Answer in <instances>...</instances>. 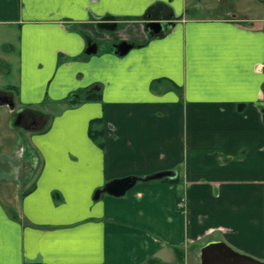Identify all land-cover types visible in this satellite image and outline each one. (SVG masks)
Here are the masks:
<instances>
[{"label":"crops","instance_id":"0c3cea01","mask_svg":"<svg viewBox=\"0 0 264 264\" xmlns=\"http://www.w3.org/2000/svg\"><path fill=\"white\" fill-rule=\"evenodd\" d=\"M254 1L248 13L253 0H0V87L22 108L56 109L28 139L32 187L20 195L29 176L1 177L0 264H186L183 250L215 240L264 263V1ZM153 8L168 31L147 30ZM113 23L136 25L124 56L96 43ZM90 90L100 98L83 100ZM130 177L123 195L102 191Z\"/></svg>","mask_w":264,"mask_h":264},{"label":"rangeland","instance_id":"374dc122","mask_svg":"<svg viewBox=\"0 0 264 264\" xmlns=\"http://www.w3.org/2000/svg\"><path fill=\"white\" fill-rule=\"evenodd\" d=\"M227 4L229 6L231 3L229 2ZM256 4L254 0L253 3H247L246 11L248 13L252 12ZM232 7L230 5V8ZM166 26L163 24V32L169 30L168 24ZM135 27L136 25L120 24L115 30L101 29L99 37L95 38L96 43L101 49L113 48L120 42L135 45L139 41L133 40L139 36L136 34L137 30ZM132 36L135 38H132ZM7 67L0 59V69H7ZM4 81L8 82V80ZM15 96L16 93L12 87H0V181H2L1 177L4 174L29 176V179L24 185L20 183V195H23L25 191H28L32 187L34 177L37 175L40 166L38 163L39 160L35 162V165L32 163V155L34 157V154L30 149L28 139L30 135L42 132L49 126L56 109L54 106L47 104H44V107L42 105L36 108L32 107L34 111L26 107L22 108L16 103ZM46 106L47 108H45ZM96 141L98 142L99 140ZM20 161L24 162L22 170H20L22 168ZM8 165H11V171H7ZM2 184L3 182H0V185ZM195 246H190L187 250L182 251V257L188 260L186 264H200V245Z\"/></svg>","mask_w":264,"mask_h":264},{"label":"water","instance_id":"95a60500","mask_svg":"<svg viewBox=\"0 0 264 264\" xmlns=\"http://www.w3.org/2000/svg\"><path fill=\"white\" fill-rule=\"evenodd\" d=\"M264 1V0H262ZM158 10L155 12L147 11L146 14L143 16L144 20L146 21L147 30L154 31L156 34L162 33L163 25L161 23L156 22ZM107 20H113L112 18H107ZM156 27V28H155ZM116 28L115 23L113 26H108V29L114 30ZM88 49L87 53H94L96 47L93 45L91 46L90 41H87ZM134 45L128 44L127 42H120L116 44L113 48L115 53L118 56L126 55ZM263 122H264V110H263ZM169 172H161L158 174H154L149 176L147 180H156L161 179L163 177L169 176ZM135 178H124L113 180L105 185L103 188V192L107 193L112 196H121L123 195L130 187H132L135 183ZM200 254V264H264L258 260H255L249 256L240 254L224 244L220 241H212L207 243L206 245L200 247L199 249Z\"/></svg>","mask_w":264,"mask_h":264},{"label":"trees","instance_id":"16d2710c","mask_svg":"<svg viewBox=\"0 0 264 264\" xmlns=\"http://www.w3.org/2000/svg\"><path fill=\"white\" fill-rule=\"evenodd\" d=\"M154 9V8H153ZM153 9H150V10H148V11H153V12H155L156 10H158V12H159V8H155L154 10ZM103 26V25H102ZM105 26H113V24H109V25H105ZM151 38V37H150ZM100 98V94L99 93H97L96 91H86L85 93H84V97H83V100H85V101H96V100H98ZM27 109H29V110H32V111H34V108H32V107H27ZM99 123H100V120H93L91 123H90V126H89V135H90V137L92 138V140H100V138H101V135H102V130L100 129H98V127H99ZM48 128V127H47ZM46 128V129H47ZM45 129V130H46ZM173 181V180H172ZM173 182H175V181H173ZM178 201H180V199H178ZM181 202V201H180Z\"/></svg>","mask_w":264,"mask_h":264},{"label":"built area","instance_id":"2783aa9c","mask_svg":"<svg viewBox=\"0 0 264 264\" xmlns=\"http://www.w3.org/2000/svg\"><path fill=\"white\" fill-rule=\"evenodd\" d=\"M178 206H179V207H182V202L178 203Z\"/></svg>","mask_w":264,"mask_h":264},{"label":"flooded vegetation","instance_id":"af4514ba","mask_svg":"<svg viewBox=\"0 0 264 264\" xmlns=\"http://www.w3.org/2000/svg\"><path fill=\"white\" fill-rule=\"evenodd\" d=\"M159 12H160V10H159ZM156 28V27H155Z\"/></svg>","mask_w":264,"mask_h":264}]
</instances>
